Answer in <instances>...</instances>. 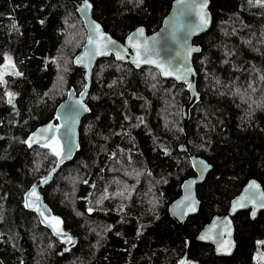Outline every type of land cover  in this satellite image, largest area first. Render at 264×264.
<instances>
[{
  "label": "trees",
  "instance_id": "16d2710c",
  "mask_svg": "<svg viewBox=\"0 0 264 264\" xmlns=\"http://www.w3.org/2000/svg\"><path fill=\"white\" fill-rule=\"evenodd\" d=\"M88 1L92 18L122 42L138 26L156 30L172 0ZM208 10L209 28L192 41L200 47L191 58L198 100L185 124V84L111 56L96 61L78 148L39 190L50 217L75 237L62 252L65 238L57 240L23 205L56 156L24 141L37 126L56 125V105L69 88H83L72 57L85 31L74 2L0 0V65L11 57L13 71L22 73H7L0 84V264H174L183 254L198 264H253L264 210L253 219L248 210L231 217L229 256L189 239L248 179L264 191V6L209 0ZM7 92L15 94L13 104ZM184 140L211 168L195 186L197 212L179 226L167 205L194 174L188 153L178 150Z\"/></svg>",
  "mask_w": 264,
  "mask_h": 264
},
{
  "label": "water",
  "instance_id": "95a60500",
  "mask_svg": "<svg viewBox=\"0 0 264 264\" xmlns=\"http://www.w3.org/2000/svg\"><path fill=\"white\" fill-rule=\"evenodd\" d=\"M66 1L75 3L76 14L82 20L85 31L83 43L80 46L79 50L72 57V63L74 66L79 67L83 70L84 85L87 84V90H86V94L81 96V93L85 92L84 86L81 89V91L78 93H75V91L72 88H69L64 98L56 105L54 109V117L56 119V125L61 126L60 130L56 133V136L60 140V143L62 145H65V147H67L69 140L65 138V128L63 127V125H65L66 121H68L70 126L69 137L72 146V152L70 158H61L60 162H58V158L56 157L54 165L51 168V170L48 172V174L45 177L39 179L34 184L36 186L37 195L40 197L39 201L34 203L31 207H25L26 200L29 199L28 194L31 192L32 187L34 185H32L28 189V191L24 194V200H23L24 208L28 211H34L38 216L40 222L51 230L52 234L57 240H61L64 237L54 234L53 229L48 225V223L46 221L42 222L44 221V217L41 216L35 210L36 205L39 204L41 210L44 211L45 215L49 217L51 216L48 207L45 205V203L42 200L39 190L40 188L45 187L50 182L52 175L57 171V169L62 164L71 161L78 148V126L82 117H84L88 113V106L85 103V98L87 96L90 85L91 72L96 61L100 58L111 56L115 61L122 63L125 62L129 63L134 68L151 67L157 70L161 78L171 79L178 83L185 84L186 89L189 93V101L183 109V121L185 124L188 118V108L191 107L198 100V93L195 90L196 74L191 62V58L193 54L197 53L198 51L191 52V54L188 55L186 53V50L189 48L200 50L199 45L193 44L192 41L196 36L200 35L201 33H204L209 28L211 23V15L208 10L209 0L206 9H204V11L208 15L209 23L206 27L201 29L197 28L200 19L197 13L201 11L198 5L201 3V0H188V4L190 5L189 15L180 18L179 26H181V30L176 32V39H172L170 33L172 32L173 24L175 23L173 18L177 16L178 13L176 0H172L167 13L162 17L158 28L150 33H146L144 30L143 36L137 35L136 39L133 41V43H138V44H142L145 41H147L149 47L153 48V53L151 58L159 60L161 63L165 64L166 67H169L170 71H172L173 69H179L180 72L183 73L185 68H191L192 72L187 74V83H186L184 80H177L175 76L162 75L160 73V69H158L154 64L141 63L140 66L137 67V65L133 63V60L136 59V56L133 48L129 46L128 37L131 36L133 33H136L137 29L143 28L142 26H138L133 30H131L124 37L123 41L120 42L115 38H113L109 33L103 31L101 25L92 18L91 8L88 9L86 12H82L79 10L80 8L83 7L84 0H66ZM88 3L90 4L89 1ZM95 25H99L100 26L99 30L102 31L104 34H106V36L110 37L113 41H115V45H109L110 51L108 55H96L94 58H85V64H78L76 63L77 58L83 56L84 53L87 50H89L91 47H94L88 45V39L89 36H92L94 39L96 38ZM122 49H127V53L125 54L123 51H121ZM116 51H121V54L125 55V58L123 60H117L115 56ZM86 64L88 66H85ZM188 84L192 85L191 89L188 87ZM78 101L82 102V107L80 111L77 114L70 113L69 108L75 106ZM84 108H86L87 111H84L83 110ZM57 117L60 118L57 119ZM69 117H71L70 120ZM49 124L55 125L53 122L50 121L37 126L28 133L25 141H28L29 137H32L34 133H38L39 130L46 128ZM48 135L51 136V133H49ZM41 143H43V141H41ZM26 145L29 147L28 143H26ZM34 146H41V145L40 143H33L31 147ZM178 150L183 153L189 152V147L186 140H184L178 146ZM188 159H189L190 167L194 174L192 176L185 178L181 182L178 196L174 198L167 205V214L169 218L172 219L179 226H181V224L184 222L187 216L193 215L197 212L199 201L195 194V186L196 184L203 181L206 173L211 168V166L208 163H206L202 158L195 156L191 153H188ZM45 178H47L46 183L43 182ZM253 181L255 182L256 185L259 186L258 188H249L250 183ZM240 197L248 198L241 201V203L245 204L246 206L238 207L235 212H232L231 210L232 203L234 201H237ZM262 197H264V191L261 188L258 181L254 178L248 179L242 185L239 192L230 199L227 209L221 214H214L213 216H211L209 221L206 222L201 227V229L189 239L201 243L209 244L213 248V252L216 256H229L235 247V242L233 239V224L231 217L240 210H248L249 217L251 219L255 218L259 211L264 210V208L255 207V205H258L259 203L262 202L261 200ZM30 199L35 200V197H31ZM189 206L195 207L196 210L194 212L190 211ZM253 210H255L256 213L254 217L252 215ZM214 222L216 225L215 227H213ZM210 229L211 231H209ZM229 232L230 235L228 234ZM64 233H66L68 236H71L73 238V243L72 244L67 243L66 245H64L62 252L66 251L67 248L73 246L75 243V237H73L68 232H64ZM201 235H207L209 238L200 239ZM223 241L230 242L231 250L229 252L218 250V248L221 246V242ZM182 261L184 262V264H188V258L186 254H183L174 264H181Z\"/></svg>",
  "mask_w": 264,
  "mask_h": 264
},
{
  "label": "snow or ice",
  "instance_id": "6c2138e0",
  "mask_svg": "<svg viewBox=\"0 0 264 264\" xmlns=\"http://www.w3.org/2000/svg\"><path fill=\"white\" fill-rule=\"evenodd\" d=\"M142 2V0H141ZM251 3V0H249ZM208 0H201V3L198 5V7L201 9L197 15H199V24L197 25L198 29L204 28L208 25L209 23V18L207 13L204 11L207 7ZM257 3L261 4L264 6V0H257ZM177 8H178V13L177 16L173 18L175 23L173 24V29L172 32L170 33L172 39H176V32L181 30V26H179V20L182 17H185L189 15V9L190 5L188 4V0H176ZM91 8V5L88 3V0H84L83 7L80 8L79 10L82 12H86L88 9ZM43 23V21H41ZM100 26L95 25V39L92 36H89L88 39V45L89 46H94L91 47L89 50H87L83 56L78 57L76 60V63L78 64H85V58H94L96 55H108L109 54V45H115V41H113L110 37L106 36L102 31L99 30ZM144 29L140 28L137 29L136 33H133L131 36L128 37L129 41V46L133 48L135 51V56L136 59L133 60V63L137 65V67L140 66L141 63L145 64H154L158 69H160V73L164 76H175L177 80H184L187 83V74L192 72L191 68H185L184 72L181 73L179 69H173L172 71L169 70V67H166L165 64L161 63L159 60L152 59V53H153V48H150L147 41H145L142 44L138 43H133V41L136 39L137 35L143 36ZM125 54L127 53V49H122ZM121 51H116L115 56L117 60H123L125 58V55L121 54ZM194 51H199V49H192L189 48L186 50V53L188 55L191 54V52ZM5 60L7 61V64L4 65L5 68L8 66H11L13 69H15V65L12 63V58L11 57H5ZM90 62V61H89ZM227 63V60L224 61ZM85 66H88L87 64ZM6 73H0V84L6 83L4 80V75ZM11 75H16L20 76L22 73L18 71H13L10 73ZM261 80H264V76L261 77ZM155 87V85H153ZM188 87L191 89L192 85L188 84ZM85 92L81 93V96L86 94L87 90V84L84 85ZM6 95L8 96L7 103L8 104H13V99L15 94L12 92H7ZM82 107V102L78 101L77 104L71 108H69V112L72 114H77ZM84 111H87L86 108L83 109ZM60 117H57L59 119ZM71 117H69V120ZM60 125H53L49 124L46 128H43L39 130L38 133H34L32 137H29L28 141H24L25 143L29 144V147L33 143H40L41 147L48 148L50 150V154L53 156H56L58 158V162H60L61 158H70L71 152H72V146L70 143V137H69V132H70V126L68 121H66L65 125L63 127L65 128V138L69 140V143L67 144V147L65 145H62L60 143V140L57 138L56 133L60 130ZM51 133V136L48 134ZM43 141V143H41ZM43 182H47V178ZM259 186L255 184V182H251L249 185V188H258ZM119 195L123 196V193H119ZM29 199L26 200L25 207H31L34 203L39 201L40 197L37 195L36 192V186L34 185L32 187L31 192L28 194ZM31 197H35V200H31ZM106 198V197H105ZM248 199L247 197H240L237 201H234L232 203V212H235L238 207H245L246 205L241 203V201ZM262 202L259 203L258 205H255V207L259 208H264V197L261 198ZM41 216L44 217V221L42 222H47L48 225L53 229L54 234L58 236H62L65 238V241L69 244L73 243V238L71 236H68L66 233L63 232L62 230V221L59 220L58 217H49L46 216L44 211L41 210V207L39 204L36 205L35 209ZM93 209L89 208L88 211L91 212ZM190 211H195V207L189 206ZM255 210H253L252 215L253 217L255 216ZM215 222L213 224V227H215ZM211 231V229L209 230ZM139 234V233H138ZM230 235V232L228 233ZM209 238L207 235H201L200 239H207ZM258 244H264V241H258ZM227 245V246H225ZM219 251H224V252H229L231 250L230 248V242L228 241H223L221 242V246L218 248ZM181 264H184L182 261Z\"/></svg>",
  "mask_w": 264,
  "mask_h": 264
},
{
  "label": "rangeland",
  "instance_id": "374dc122",
  "mask_svg": "<svg viewBox=\"0 0 264 264\" xmlns=\"http://www.w3.org/2000/svg\"><path fill=\"white\" fill-rule=\"evenodd\" d=\"M6 64H7V61H5L3 64L0 65V73H6L7 74V73H10L13 71L11 66H8L7 68H5L4 65H6ZM260 241H264V238ZM188 264H198V263L195 260L188 259ZM253 264H264L263 244H257V248L254 251V255H253Z\"/></svg>",
  "mask_w": 264,
  "mask_h": 264
},
{
  "label": "flooded vegetation",
  "instance_id": "af4514ba",
  "mask_svg": "<svg viewBox=\"0 0 264 264\" xmlns=\"http://www.w3.org/2000/svg\"><path fill=\"white\" fill-rule=\"evenodd\" d=\"M8 70V69H7ZM11 73V72H10Z\"/></svg>",
  "mask_w": 264,
  "mask_h": 264
}]
</instances>
